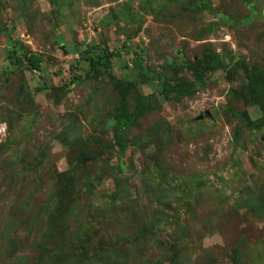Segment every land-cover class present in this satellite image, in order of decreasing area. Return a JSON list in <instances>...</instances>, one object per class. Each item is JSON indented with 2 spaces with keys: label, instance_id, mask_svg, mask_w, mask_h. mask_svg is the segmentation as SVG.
Listing matches in <instances>:
<instances>
[{
  "label": "rangeland",
  "instance_id": "1",
  "mask_svg": "<svg viewBox=\"0 0 264 264\" xmlns=\"http://www.w3.org/2000/svg\"><path fill=\"white\" fill-rule=\"evenodd\" d=\"M243 63L264 70V0H0V264H264V130L232 115H263ZM164 82L196 92L166 101ZM121 101L147 106L123 151Z\"/></svg>",
  "mask_w": 264,
  "mask_h": 264
},
{
  "label": "trees",
  "instance_id": "2",
  "mask_svg": "<svg viewBox=\"0 0 264 264\" xmlns=\"http://www.w3.org/2000/svg\"><path fill=\"white\" fill-rule=\"evenodd\" d=\"M199 10L208 11L212 13L211 8L207 5L205 1H202L201 5L199 6ZM7 42H11L9 35H7ZM86 59L90 65L92 71H98L100 68L108 69L111 64V60L115 57L113 51H109L105 49L103 54L100 55L98 58H94L91 55V50L85 51ZM13 56L15 58L14 63L18 67L28 66L30 69L38 71L41 65V59L33 54H22L18 55L16 51H13ZM212 62V63H211ZM212 65V70L215 69H227V65L223 63V60L218 56L215 55L210 58V62ZM202 63L200 61H196L194 63H188L186 66L191 71L194 80L201 82L203 78V73L201 71ZM243 68L245 69L246 78L248 80V85L250 87L252 93V100L255 101L256 104H260L262 106L263 115L258 121H252L249 117L244 113H234L232 115L239 120L243 121L250 132H259L264 130V70L256 69L250 70L245 63L242 64ZM143 82L147 84L149 79L147 76H143ZM114 86L122 93L124 96L127 93L129 88H133V83L123 82L121 80L112 79ZM79 82V79L76 80ZM185 91H179L176 87H172L170 83H163L161 95H163L164 100L170 101L172 97L170 94L172 92H177L181 96H191L196 91L194 90V84L188 83L185 85ZM40 92V91H38ZM125 102L121 101L120 106L117 111L113 114L114 116V129H115V139L123 151L125 150V144L120 140L119 131L122 129L129 128L137 122L138 118H140L143 113L145 112L147 106L146 105H138L135 109L128 113L127 109H125ZM254 103V102H253Z\"/></svg>",
  "mask_w": 264,
  "mask_h": 264
}]
</instances>
